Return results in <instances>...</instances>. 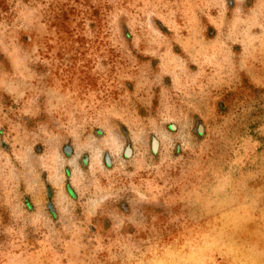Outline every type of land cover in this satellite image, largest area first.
<instances>
[{
	"label": "rangeland",
	"instance_id": "374dc122",
	"mask_svg": "<svg viewBox=\"0 0 264 264\" xmlns=\"http://www.w3.org/2000/svg\"><path fill=\"white\" fill-rule=\"evenodd\" d=\"M0 264H264V0H0Z\"/></svg>",
	"mask_w": 264,
	"mask_h": 264
}]
</instances>
